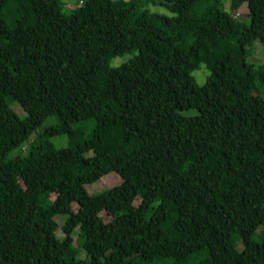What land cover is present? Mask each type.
Listing matches in <instances>:
<instances>
[{
	"label": "trees",
	"instance_id": "obj_1",
	"mask_svg": "<svg viewBox=\"0 0 264 264\" xmlns=\"http://www.w3.org/2000/svg\"><path fill=\"white\" fill-rule=\"evenodd\" d=\"M80 4L0 0V264H264V0Z\"/></svg>",
	"mask_w": 264,
	"mask_h": 264
},
{
	"label": "rangeland",
	"instance_id": "obj_2",
	"mask_svg": "<svg viewBox=\"0 0 264 264\" xmlns=\"http://www.w3.org/2000/svg\"><path fill=\"white\" fill-rule=\"evenodd\" d=\"M60 1L63 3L65 11L68 13L74 12L81 5L80 0H60ZM229 3H230V0H227V6L230 5ZM145 6L150 12L172 16V14L163 6H155L151 3ZM231 13L234 17H236L238 22H241L247 25L249 24V20L247 18V9L245 6L239 9L238 11H232ZM132 57H133L132 55H126L123 57L114 58L111 62V66L115 68L120 67L121 65L127 63ZM247 60L253 64H259L261 62H264V44L257 43L254 47H250L248 49ZM209 75H210V72L205 65H202L199 70H196L193 73V76L197 84L201 86L207 82ZM11 107L14 109L15 112H17V114L21 118H24L26 116L25 111H23V109L20 107L18 103H13ZM183 114L186 116H195L197 115V112L195 110H191L188 112H184ZM92 124H93V121L88 122L86 125L83 126L84 133L87 137L91 135ZM55 125H57L56 119H50L43 124L39 132H45L46 130L54 127ZM37 138H38V135L34 133L31 136L29 143L33 142ZM50 140L55 145V147L59 150L68 148L70 146V139L68 135H56L52 137ZM91 155L92 153L87 154V156H91ZM123 183H124L123 180L118 174L111 173L103 177L96 184L88 185L87 189L89 193L94 196L105 195L100 200H108L112 196H114L116 193L121 191V188L123 187ZM65 220L66 218H63L62 220L59 221L60 226H62L65 223ZM78 234L79 232L77 231L76 234L74 235L76 239L78 238ZM258 234L264 238V227L258 230ZM62 236H63V232L60 229L57 233V237L61 238ZM242 249H243V242H239L237 246L235 247L234 251L239 254L242 251ZM238 254H236V256ZM78 256L79 258H84L85 257L84 251L80 250Z\"/></svg>",
	"mask_w": 264,
	"mask_h": 264
}]
</instances>
